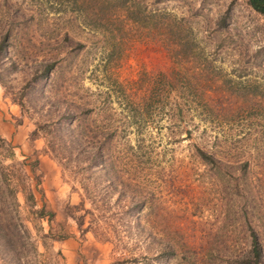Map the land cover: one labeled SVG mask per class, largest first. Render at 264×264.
Instances as JSON below:
<instances>
[{
    "label": "rangeland",
    "instance_id": "374dc122",
    "mask_svg": "<svg viewBox=\"0 0 264 264\" xmlns=\"http://www.w3.org/2000/svg\"><path fill=\"white\" fill-rule=\"evenodd\" d=\"M0 104L16 129L0 264H264V16L247 0H0ZM57 122L114 160L92 176L115 188L108 240L73 217L89 174L49 151Z\"/></svg>",
    "mask_w": 264,
    "mask_h": 264
},
{
    "label": "trees",
    "instance_id": "16d2710c",
    "mask_svg": "<svg viewBox=\"0 0 264 264\" xmlns=\"http://www.w3.org/2000/svg\"><path fill=\"white\" fill-rule=\"evenodd\" d=\"M250 6L264 16V0H247ZM51 137L48 140V148L55 158L59 161L64 170L69 168V171L75 175H79L80 171H84L89 174L85 177L88 182L83 186L85 190V199L80 205L76 206L77 210H85V214L80 217L73 216L77 219L79 228L82 233L92 232L96 237L108 240L110 234L108 230L110 229V223L107 221V213L110 211L113 205V200L111 197V189H113V184L105 185V188L95 189L93 186V174H97L98 171L101 172V176H106L111 170V164L114 163L113 158L106 156L103 151V144L101 140L93 141V137L88 133H85L79 127H74L72 124L63 125L62 123H55L52 125ZM41 131L40 126H38L33 132L32 136H37ZM0 142L6 143L5 138L0 136ZM14 153V152H13ZM74 164V165H71ZM82 164V165H81ZM102 178V177H101ZM93 186L90 188V186ZM95 184V183H94ZM115 188L113 189L114 193ZM131 194V205L128 207V211L139 213L142 210L143 203L145 199L142 197V192L140 190H132ZM125 193L120 196L123 197ZM86 198L89 199L92 209L86 207ZM16 206L19 204L15 201ZM95 206L99 207L101 213H103L99 218H94ZM121 207V206H115ZM45 210V206L40 210L41 213ZM50 217L54 216L53 212H50ZM74 215V214H73ZM87 216H90L89 224L85 227L87 223ZM43 217V216H42ZM95 227V228H94ZM59 240L65 239V237L58 238ZM251 256L255 261H262L263 250L261 243L259 241L256 232L252 235L251 243ZM62 255L61 251H59Z\"/></svg>",
    "mask_w": 264,
    "mask_h": 264
},
{
    "label": "crops",
    "instance_id": "0c3cea01",
    "mask_svg": "<svg viewBox=\"0 0 264 264\" xmlns=\"http://www.w3.org/2000/svg\"><path fill=\"white\" fill-rule=\"evenodd\" d=\"M1 107V104H0ZM1 114V112H0ZM3 116V114H2ZM0 130L3 136L12 138L15 136L14 132L16 131L15 125L9 121H2V118L0 119Z\"/></svg>",
    "mask_w": 264,
    "mask_h": 264
}]
</instances>
